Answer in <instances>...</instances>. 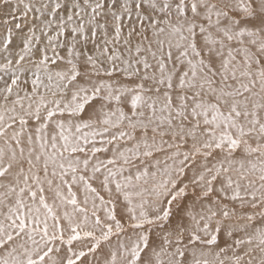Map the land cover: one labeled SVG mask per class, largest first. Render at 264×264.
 Instances as JSON below:
<instances>
[{
	"label": "snow or ice",
	"instance_id": "6c2138e0",
	"mask_svg": "<svg viewBox=\"0 0 264 264\" xmlns=\"http://www.w3.org/2000/svg\"><path fill=\"white\" fill-rule=\"evenodd\" d=\"M0 264H264V0H0Z\"/></svg>",
	"mask_w": 264,
	"mask_h": 264
}]
</instances>
